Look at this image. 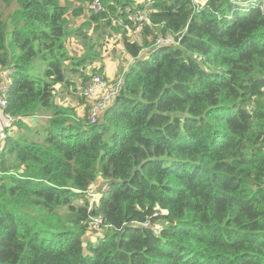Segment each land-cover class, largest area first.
Instances as JSON below:
<instances>
[{
	"label": "trees",
	"instance_id": "1",
	"mask_svg": "<svg viewBox=\"0 0 264 264\" xmlns=\"http://www.w3.org/2000/svg\"><path fill=\"white\" fill-rule=\"evenodd\" d=\"M1 1L0 264H264V0Z\"/></svg>",
	"mask_w": 264,
	"mask_h": 264
},
{
	"label": "rangeland",
	"instance_id": "2",
	"mask_svg": "<svg viewBox=\"0 0 264 264\" xmlns=\"http://www.w3.org/2000/svg\"><path fill=\"white\" fill-rule=\"evenodd\" d=\"M136 1L138 4L145 2V0H136ZM146 1H149V0H146ZM62 3H66V0H62ZM15 7H16L15 4L10 6V7H7L6 4L0 0V11L3 12L6 16L11 11H13V9ZM126 9L129 12V16L132 17L134 24H137L138 20L134 17V14L131 13L132 9L130 7H127ZM78 24H79L78 22L73 23L74 26H77ZM134 34H135V36L131 35V37L135 41H141L145 37V35L142 32H140L139 30H136V32ZM69 48H70L71 52H74L77 54H80L84 50L81 46L77 45V41H76L75 37L70 39ZM122 52H123V46L121 45V43H118L117 45L110 44V45L106 46V48H105V52H104V56H103V58H105L104 61H98L97 62V65L99 62H103L104 67H105V72L107 73L108 77L113 76L112 78L115 79L117 77V75L114 73L115 71H118L119 68L122 69V66H126L125 69L127 70L128 66L131 64L130 63L131 62V59H130L131 56H129L125 53H122ZM146 53H147V48L145 50H143L141 55H147L148 53L147 54ZM122 76L123 75H121V77ZM113 79L101 81L100 84H96L95 85L96 90H95V92L91 93L90 96H92L93 98L98 100L99 96L101 94H103L105 91H108L109 88L111 86H113L112 82L115 81ZM97 82H99V80H97ZM94 84H95V82L93 81L91 83V86H90L91 92L93 91L92 86ZM65 91L66 90H64L63 88H59L60 93H66ZM88 93H90V92H88ZM57 100H58V102H60V95L58 96ZM70 100L74 101L73 99H70ZM3 125H5V122ZM3 125H0V129L3 127ZM6 129H10V125L5 126V130ZM4 134H5V132H4ZM102 185H105V184H103L102 180H100V181L95 183L94 188L98 190ZM79 202L80 201H75V205H79ZM101 231H103V230H101ZM101 231H97V232H101Z\"/></svg>",
	"mask_w": 264,
	"mask_h": 264
},
{
	"label": "built area",
	"instance_id": "3",
	"mask_svg": "<svg viewBox=\"0 0 264 264\" xmlns=\"http://www.w3.org/2000/svg\"><path fill=\"white\" fill-rule=\"evenodd\" d=\"M152 0L148 1V5L150 4ZM102 7V4L100 3L99 0H94L91 4H90V8L93 10H100ZM151 5L148 6V8L146 7L144 10L140 11V14H136L134 13V17L138 20V21H142L143 19H145V22H149V14L151 12ZM166 42H172L171 39H166ZM7 78V74L1 73L0 74V112H5V107L7 106L8 103V99H7V92H8V80H6ZM94 82L95 84L92 86L93 91L91 92V89H89L88 92L93 93L95 92L96 88L95 85L96 84H100L101 80L96 77L94 78ZM97 80H99V82H97ZM112 87L109 88L108 91H105L103 94H101L99 96V99H96V103L94 104V106L91 108L92 111V121L96 122L98 120V115H96L97 112H100V110H104L110 103L111 101L117 96L118 91H112L111 90ZM103 113V112H102ZM101 113V114H102ZM5 126L10 125L11 123V116L7 113H5ZM5 134L4 133H0V150L2 149V146L4 144V140H5ZM97 195L96 194H92V201L96 200ZM93 208V206H91L89 208V210H91ZM103 216L99 215L96 217H93L90 221V227L93 229H99L103 223Z\"/></svg>",
	"mask_w": 264,
	"mask_h": 264
},
{
	"label": "clouds",
	"instance_id": "4",
	"mask_svg": "<svg viewBox=\"0 0 264 264\" xmlns=\"http://www.w3.org/2000/svg\"><path fill=\"white\" fill-rule=\"evenodd\" d=\"M172 42H173V41H172ZM168 43H169V42H168ZM150 49H151V48H147V53H148V54L146 53L147 55H141V56H142V57H147V56H149V55H150ZM101 115H102V114H101ZM103 190H106V188L104 187Z\"/></svg>",
	"mask_w": 264,
	"mask_h": 264
},
{
	"label": "crops",
	"instance_id": "5",
	"mask_svg": "<svg viewBox=\"0 0 264 264\" xmlns=\"http://www.w3.org/2000/svg\"><path fill=\"white\" fill-rule=\"evenodd\" d=\"M131 59V58H130ZM133 59H131V61H132Z\"/></svg>",
	"mask_w": 264,
	"mask_h": 264
}]
</instances>
